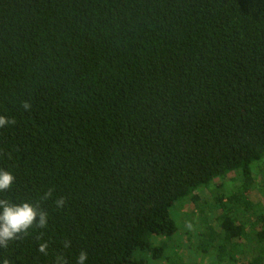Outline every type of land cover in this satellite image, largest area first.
<instances>
[{
    "label": "trees",
    "instance_id": "1",
    "mask_svg": "<svg viewBox=\"0 0 264 264\" xmlns=\"http://www.w3.org/2000/svg\"><path fill=\"white\" fill-rule=\"evenodd\" d=\"M0 116V264H264V0H0Z\"/></svg>",
    "mask_w": 264,
    "mask_h": 264
},
{
    "label": "clouds",
    "instance_id": "2",
    "mask_svg": "<svg viewBox=\"0 0 264 264\" xmlns=\"http://www.w3.org/2000/svg\"><path fill=\"white\" fill-rule=\"evenodd\" d=\"M25 110L30 108V104L25 102L23 105ZM14 120L0 116V127L7 124H14ZM15 177L8 171L0 170V193H5L13 186ZM52 189L49 188L40 197L41 201H46L52 196ZM57 208L65 205V198L60 197L54 201ZM48 223V213L40 208L39 202L30 204L28 202L14 204L8 199H0V248L6 249L9 242L17 241L28 233V230L35 227L37 229L46 228ZM69 242H65L64 247H69ZM48 243H40L38 251L47 255ZM87 253L81 251L77 257L76 264H85ZM3 264H9L8 259L3 260ZM54 264H67V260L63 255L55 258Z\"/></svg>",
    "mask_w": 264,
    "mask_h": 264
},
{
    "label": "rangeland",
    "instance_id": "3",
    "mask_svg": "<svg viewBox=\"0 0 264 264\" xmlns=\"http://www.w3.org/2000/svg\"><path fill=\"white\" fill-rule=\"evenodd\" d=\"M250 196L255 202L257 201V199L260 198L259 193L257 191H252ZM210 218H211V215H210ZM192 254L193 253L190 252L188 255L185 256L187 259H189L190 262H195V263H199V262L208 263V262H210V260L208 258L201 260V258L198 255H192ZM214 264H216V262H214Z\"/></svg>",
    "mask_w": 264,
    "mask_h": 264
}]
</instances>
